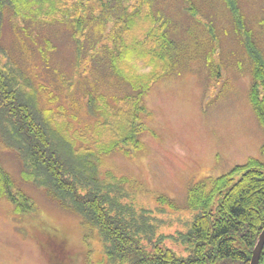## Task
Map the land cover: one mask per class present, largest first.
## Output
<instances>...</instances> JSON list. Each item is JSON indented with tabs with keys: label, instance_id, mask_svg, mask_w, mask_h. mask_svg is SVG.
<instances>
[{
	"label": "rangeland",
	"instance_id": "obj_1",
	"mask_svg": "<svg viewBox=\"0 0 264 264\" xmlns=\"http://www.w3.org/2000/svg\"><path fill=\"white\" fill-rule=\"evenodd\" d=\"M115 1L106 6L109 11ZM153 1V10L169 20L167 36L176 42L170 71L146 98L143 147L130 148L128 156L111 154L103 170L130 179L137 206L150 212L158 227L156 239L165 236L163 245L186 257V247L174 237L187 234L197 214L189 205L190 188L252 158L264 162V127L250 100L255 63L247 49L250 44L264 62V0H238L241 28L225 0ZM87 5L93 21L87 28L82 65L67 24H28L16 36L7 20L0 37L3 64L8 55L35 83L45 86L44 94L58 98L52 105L56 111L61 105L68 114L72 97L84 106L85 89L92 87L111 103L129 92L94 50H102L103 40L121 28L112 20L106 22L102 42L96 44L97 20L106 11L96 0ZM91 55L96 59L90 60ZM135 64L141 73L151 70L143 61ZM79 116L85 119V114ZM75 125L79 130L85 127ZM0 159L17 188L36 205L22 215L15 204L0 197V264H111L98 230L50 199L43 188L26 182L18 155L1 139ZM159 196L172 199L175 208L159 203Z\"/></svg>",
	"mask_w": 264,
	"mask_h": 264
},
{
	"label": "trees",
	"instance_id": "obj_2",
	"mask_svg": "<svg viewBox=\"0 0 264 264\" xmlns=\"http://www.w3.org/2000/svg\"><path fill=\"white\" fill-rule=\"evenodd\" d=\"M89 1L0 0V37L7 20L16 36L28 24H67L81 64L87 28L93 21V16L88 18L93 15ZM96 1L106 11L97 20L96 44L102 42L106 22L112 20L121 29L103 40L102 50L93 47L95 54H102L103 66L129 92L111 103L91 87L84 91V106L72 97L70 114L61 105L56 111L52 105L58 98L44 94L45 86L35 83L6 55V64L0 60L3 145L18 155L26 182L43 188L50 199L98 230L111 264H251L264 230V162L252 158L226 175L190 188L189 205L197 214L188 233L174 237L186 247V257L165 247V236L156 239L158 227L150 212L137 206L130 179L103 170L111 154L128 156L130 148L143 147V116L149 112L146 98L154 84L169 73L176 42L167 36L169 20L153 10V0H132L126 5L116 0L110 11L106 6L111 0ZM225 1L241 28L238 0ZM247 49L255 63L250 100L264 127V62L250 44ZM0 52L4 54L1 46ZM138 61L150 72L141 73L135 64ZM76 122L83 123L84 129H77ZM0 197L15 204L22 215L36 208L17 188L1 159ZM158 202L175 208L166 196H159ZM259 264H264V251Z\"/></svg>",
	"mask_w": 264,
	"mask_h": 264
},
{
	"label": "water",
	"instance_id": "obj_3",
	"mask_svg": "<svg viewBox=\"0 0 264 264\" xmlns=\"http://www.w3.org/2000/svg\"><path fill=\"white\" fill-rule=\"evenodd\" d=\"M264 251V230L261 233L256 246L252 252V261L251 264H259L261 260L262 253Z\"/></svg>",
	"mask_w": 264,
	"mask_h": 264
}]
</instances>
